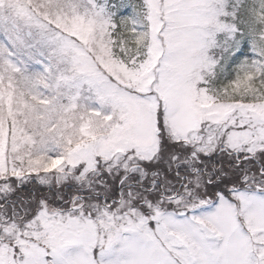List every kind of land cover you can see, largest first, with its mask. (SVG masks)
Here are the masks:
<instances>
[{
	"label": "snow or ice",
	"instance_id": "6c2138e0",
	"mask_svg": "<svg viewBox=\"0 0 264 264\" xmlns=\"http://www.w3.org/2000/svg\"><path fill=\"white\" fill-rule=\"evenodd\" d=\"M0 264H264V0H0Z\"/></svg>",
	"mask_w": 264,
	"mask_h": 264
}]
</instances>
